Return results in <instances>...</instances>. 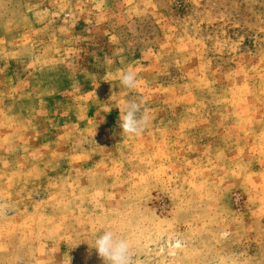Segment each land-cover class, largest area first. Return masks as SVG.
I'll list each match as a JSON object with an SVG mask.
<instances>
[{"label": "rangeland", "instance_id": "1", "mask_svg": "<svg viewBox=\"0 0 264 264\" xmlns=\"http://www.w3.org/2000/svg\"><path fill=\"white\" fill-rule=\"evenodd\" d=\"M105 230L130 264H264V0H0V264H103Z\"/></svg>", "mask_w": 264, "mask_h": 264}, {"label": "clouds", "instance_id": "2", "mask_svg": "<svg viewBox=\"0 0 264 264\" xmlns=\"http://www.w3.org/2000/svg\"><path fill=\"white\" fill-rule=\"evenodd\" d=\"M120 84L129 90H135L138 84L137 72L129 69L121 73ZM143 98L128 100L119 108L118 127L121 135H140L149 124V114L143 107ZM222 238H227V231L221 232ZM103 264H130L129 242L112 230H105L94 239L91 245ZM91 252L89 256H91Z\"/></svg>", "mask_w": 264, "mask_h": 264}]
</instances>
